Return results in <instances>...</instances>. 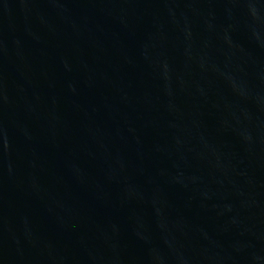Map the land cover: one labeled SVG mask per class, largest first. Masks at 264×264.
<instances>
[{
	"label": "water",
	"instance_id": "95a60500",
	"mask_svg": "<svg viewBox=\"0 0 264 264\" xmlns=\"http://www.w3.org/2000/svg\"><path fill=\"white\" fill-rule=\"evenodd\" d=\"M0 264H264V0H0Z\"/></svg>",
	"mask_w": 264,
	"mask_h": 264
}]
</instances>
